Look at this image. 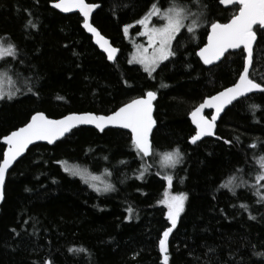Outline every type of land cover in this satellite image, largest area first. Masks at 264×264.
Listing matches in <instances>:
<instances>
[{
	"label": "trees",
	"instance_id": "16d2710c",
	"mask_svg": "<svg viewBox=\"0 0 264 264\" xmlns=\"http://www.w3.org/2000/svg\"><path fill=\"white\" fill-rule=\"evenodd\" d=\"M53 1L0 0V41L16 49L14 57L0 59V72L18 83L11 99L0 100V163L3 138L35 112L54 118L108 114L148 91L158 94L153 152L148 158L137 153L126 131L89 127L54 145L31 147L7 177L0 264H163L159 242L171 227L163 202L169 190L188 197L168 239L169 264H264V192L257 195L248 182L264 158V93L230 107L217 139L190 143L191 111L235 84L243 70V50L212 67L197 56L210 25L228 21L238 6L226 9L219 0H87L100 4L93 24L120 48L111 62L82 28L80 15L60 13ZM171 4L195 8L200 25L194 32L184 28L174 40L175 54L150 75L130 62L125 27L153 5ZM256 31L250 76L264 85V29ZM177 148L183 158L169 169V188L154 157ZM65 162L108 173L114 190L96 191L66 172Z\"/></svg>",
	"mask_w": 264,
	"mask_h": 264
},
{
	"label": "snow or ice",
	"instance_id": "6c2138e0",
	"mask_svg": "<svg viewBox=\"0 0 264 264\" xmlns=\"http://www.w3.org/2000/svg\"><path fill=\"white\" fill-rule=\"evenodd\" d=\"M219 2L225 6L237 5L238 14L229 23L221 24L216 22L211 24V35L208 38V44L200 49L199 56L202 58L204 64L212 65L214 62L220 61L229 49H240L243 46L247 52L246 64L251 65L253 44L256 40L253 26H264V0H219ZM54 7L65 13L78 9L83 14L85 20L83 27L97 38L96 43L107 51L108 59H115V53L118 50L111 47L108 41L89 22L90 14L99 5L86 3L85 0H59L58 3H55ZM153 15L161 16L167 23L161 28H149L150 17ZM184 19L185 10L178 6L174 5L166 11L161 12L156 5H153L152 10L139 21L145 28L142 35L148 37L153 51L149 54L147 49H139L138 55L134 57V61L143 64L144 70L149 72V74L154 72L161 62L175 54L171 48L172 41L176 38L181 28L185 26ZM29 24L32 27H36L31 21H29ZM127 31L128 28L126 27L125 33ZM188 31L194 32V26L188 27ZM15 55L16 49L14 45L9 44L5 47L3 42L0 41V59H3L5 56L14 57ZM253 91L264 93V85L250 79L249 67L245 66L237 83L208 98L192 112L193 122L199 131L192 137L191 142L195 144L202 137L213 135L216 120L224 107L237 100L238 97H244ZM156 96V92L148 91L145 96L132 100L111 115H96L92 113L71 114L57 120L50 119L42 112L34 114L31 117V121L25 127L12 132L4 138L8 149L4 154L3 163L0 164V202H3L5 199V177L9 167L24 153L30 144L39 140H45L53 144L78 125H95L100 132H104L109 126L129 129L137 153L142 156L151 155L153 148L151 135L155 125V120L153 119V101L156 99ZM0 99H4L3 94H0ZM9 99H11V96H9ZM253 107L255 108L256 106L254 105ZM205 109L215 110V114H210L211 119L202 114ZM226 143L230 142L226 141ZM251 147H255V145H251ZM182 158V154L178 148L174 152L164 154L165 163L173 167L180 163ZM259 163L261 171L258 179L264 181V158H261ZM64 170L70 172L73 176L82 177L85 183H89V174L86 170L69 167H65ZM139 178L143 179V173H141ZM164 178L167 180L168 187L171 188L173 183L172 175H166ZM90 179L96 180L98 177L93 176ZM233 182L234 178L233 181H230L224 187H231ZM92 186L96 188L94 184ZM110 190H114L112 185H107L103 189L105 192ZM232 190L233 194H235L234 188ZM96 191H101V189L96 188ZM257 195L261 194L257 192ZM187 199L186 194L170 195L165 193V200L163 202L168 208L167 219L170 221L171 227L163 232V238L159 242L160 251L164 254L163 264H169L168 239L185 210ZM261 200L264 201V195H261ZM241 207L246 208L247 206L241 205ZM129 211L131 212V209ZM250 218L255 219V217ZM48 264H51V262L49 261Z\"/></svg>",
	"mask_w": 264,
	"mask_h": 264
},
{
	"label": "rangeland",
	"instance_id": "374dc122",
	"mask_svg": "<svg viewBox=\"0 0 264 264\" xmlns=\"http://www.w3.org/2000/svg\"><path fill=\"white\" fill-rule=\"evenodd\" d=\"M174 5L175 6H178L179 8H181L183 10H185V19H184V25L185 26L183 28H181L180 32L184 28H188L190 26H194V29H195L196 27H198L200 25V21H199L198 15H196L197 14V10L195 8H192V10H187L183 6H180L178 4H171L170 6H168L167 8H164V9L163 8H160L158 5H156V7L158 9H160L161 12H163V11H166L168 8L173 7ZM139 21L137 23H133L131 25H127L126 27L128 28V31L125 34H126L127 40L132 44V52L130 54V62L133 63V64H136V65H139V66H141L144 69V65L143 64H140L138 62H135L134 61V57H136L138 55V50L139 49H147L149 54L153 51V49H152V46H150V44H149L148 37L145 36V35H142V33L145 31V28H144L143 25H141L139 23ZM166 23H167V21L165 19H163L161 16L153 15V16L150 17V22H149V25L148 26H149V28H161ZM174 40L172 41V45H171L172 51H173V43H174ZM163 62H161L159 64V66ZM157 68H156V70H157ZM154 72H152L150 75H152ZM16 83H17V81L12 77V75L10 76L9 74H7L4 71L0 72V94H3L4 98L5 97H8L9 98V96L13 97V93L16 91V88H18V85H17L18 83L17 84ZM164 154L165 153H160L158 156L155 155V157H154V160L155 161L154 162L157 163V164H159V166L162 168V171L165 172L166 175H170L169 169H171L173 166L165 163V161H164ZM259 165H260V163H259ZM63 167H64V169H65V167H69V168H79L81 170H86L87 173L89 174V183H87V184L91 188H93L95 190H96V188H100L101 191H99V192H101V193H105V191H103V189L107 185H112L111 184V180H110V178L108 176V173H106V172H102V173H99V174L92 173L91 171H89V169H87L85 167H82L79 164L68 163V162L63 163ZM145 169H148V167H145ZM260 171H261V167H259L254 172L255 175H253V177L248 182H249V184L252 187H254V189L257 190V192L263 193L264 192V181H260L258 179ZM68 173L71 174L70 172H68ZM93 176L94 177H98V179L91 180L90 177H93ZM76 177H79V178H81L84 181V179L82 177H80V176H76ZM93 184L96 186V188H94L92 186ZM167 193L170 194V195L182 194V193H173L170 190L167 191ZM263 195H264V193H263ZM166 207H167V205H166ZM167 213H168V208H167Z\"/></svg>",
	"mask_w": 264,
	"mask_h": 264
},
{
	"label": "water",
	"instance_id": "95a60500",
	"mask_svg": "<svg viewBox=\"0 0 264 264\" xmlns=\"http://www.w3.org/2000/svg\"><path fill=\"white\" fill-rule=\"evenodd\" d=\"M58 2H59V0H55V1L51 2V7L54 8L55 10L59 11L60 13L65 14V15H69V14H79L80 17H81L82 20H83L82 28L85 30V32H86L87 34H89V35L91 36L94 45H95V46H96V47H97V48H98L103 54H105L106 57L108 58V53H107V51H105L104 48H102L99 44L96 43V39H97V38H96L91 32H89L87 29H85V28L83 27V24H84V22H85L84 17H83V14L80 13L78 9H74V10L71 11V12H67V13H65V12L61 11L60 9L54 7L55 3H58ZM85 2H86V3H89V4H97V3H90V2H88L87 0H85ZM97 5H99V7H100V4H97ZM220 5H222V7L226 8V9L237 6V5H228V6H225V5L221 4V3H220ZM99 7H98V8H99ZM98 8H96V9L90 14L89 22L93 25V27H95V28L97 29V31L101 34V36H102L104 39H106V40L108 41V43H109V45H110L111 47H113V48H115V49L118 50V51L115 53V59H114V60H110L111 62H114V61H116V59H117V57H118V55H119V53H120V48L117 47L116 45H114L113 42H112V40H111L110 38H108L106 35H104V34L99 30V28H97V27L93 24L92 19H93V16H94V14H95V12L97 11ZM236 14H238V11H237ZM236 14H235V15H236ZM235 15H234V16H235ZM234 16H232V17H231L228 21H226V22L215 21V22H213V23L219 22V23H221V24H226V23H229V22L231 21V19H232ZM258 28H259V29H264V26H259V25H254V26H253V31L256 33V40H255V42H254V44H253V55H254V49H255L256 42H257V37H258V35H257V31H256ZM210 35H211V25H210V27H209V32H208V35H207L206 43H205L201 48L207 46V44H208V38H209ZM106 47H107V46H106ZM201 48H200V49H201ZM200 49L197 51V56H198V58L200 59V61L203 63L202 58L199 56ZM240 50H243L244 53H245L244 67H245V66H248V67H249V78L252 79L251 76H250V73H251V70H252V67H253V57H252V64H251V65H247V64H246L247 52H246V49L243 48V46H241L240 49H229V51H228L227 53H225V56H226L228 53H230V52H238V51H240ZM225 56H224V57H225ZM224 57H223L220 61H218V62H214L212 65H206V64H204V63H203V64H204L206 67H212V66H215V65L219 64V63L224 59ZM244 67H243V68H244ZM242 72H243V70H242ZM242 72H241V74H242ZM238 80H239V79H238ZM238 80H237V82H238ZM252 80H253V79H252ZM253 81L256 82V83H258V82L255 81V80H253ZM237 82H236V83H237ZM233 85H234V84H233ZM233 85H231V86H229V87H232ZM229 87H227V88H229ZM225 89H226V88H225ZM225 89H223V90H221V91H224ZM221 91H219V92H221ZM153 92H155V91H153ZM219 92H217L216 94H214V95H212V96L217 95ZM255 93H261V92H259V91H253V92H251V93L246 94L244 97H238L237 100L233 101L231 104L226 105V106L224 107L223 111L220 113L219 117H218L217 120H216L215 128H214V130H213L214 134H213V135H210V136H204V137H202V138H201L200 140H198L195 144H197L198 142H200V141H202V140H204V139H206V138H217L216 133H217V129H218V124H219V122H220V120H221V117L224 115V113H225L230 107H232L237 101H239V100H241V99H245V98H247V97H249L250 95L255 94ZM145 95H146V94H145ZM145 95H144V96H145ZM212 96L206 97V98H205L200 104H202L205 100H207L208 98H210V97H212ZM141 97H143V96L136 97V98H134V99L141 98ZM134 99H132V100H134ZM157 99H158V94H157V96H156V99L153 101V119L155 120V125H154L153 130H152V135H153V132H154V130H155V128H156V125H157V122H156V119H155V103H156ZM132 100H130V101L127 102V103H130ZM127 103H125V104H127ZM125 104H124V105H125ZM200 104H199V105H200ZM124 105H122V106H124ZM199 105H198L197 107H199ZM122 106H121V107H122ZM197 107H196V108H197ZM119 108H120V107H119ZM119 108H118V109H119ZM196 108H194V109L191 111V113L189 114V120H190L192 126L195 128V134H194L193 136H195V135L197 134V132L199 131V130L197 129V127H196V124L193 122V119H192V112L195 111ZM118 109H117V110H118ZM117 110H115V111H117ZM115 111H113V112H115ZM38 112H42V111H38ZM113 112L108 113V114H98V113L90 112V111H88V112H72V113H68V114H66V115H64V116H61V117H58V118L49 117L46 113H44V112H42V113H44V114H45L46 116H48L50 119H57V120H58V119H62V118H64L65 116H68V115H71V114L92 113V114H96V115H111ZM36 113H37V112H35L34 114H36ZM208 113H209V115H207ZM34 114H33V115H34ZM202 114H203L204 116L208 117L209 119H211V115H210V114H215V110H214V109H205V110L203 111ZM33 115H32V116H33ZM32 116H31V117H32ZM30 121H31V118L28 120L27 123H25L24 125L18 127L17 129L13 130L12 132L17 131V130H19V129L22 128V127H25ZM80 127H89V128H93V129L99 131V129H97V128L95 127V125H78L77 127L73 128L72 131H73L74 129H77V128H80ZM107 129H119V130L126 131V132L130 133V135H131V132H130L129 129H122V128H118V127H114V126H109V127L106 128L105 130H107ZM72 131H71V132H72ZM12 132H11V133H12ZM71 132L66 133L63 137H61L60 139H58L56 142H58V141L64 139V138L67 137ZM99 132H100V131H99ZM11 133H10V134H11ZM10 134H8V135H10ZM8 135H7V136H8ZM152 135H151V142H152ZM7 136H5V137H7ZM193 136H192V137H193ZM5 137H4V138H5ZM131 137H132V135H131ZM192 137H191V139H192ZM4 138H3L2 142H3V144L5 145V151H4V154H5V153L7 152L8 145L5 143ZM191 139H190V143H191L192 145H195V144H193V143L191 142ZM56 142H55V143H56ZM55 143L50 144V143H48V142L45 141V140H39V141H35V142H33L32 144H30V145L27 147V149L24 151V153H23L22 155H20V156H19V157L13 162V164L11 165V167H9V169H8V171H7V173H6V177H5V185H6V182H7L8 174L11 172V170L14 168V166L17 164V162L20 161V160H21V159L27 154L28 150H29L31 147H33V146H35V145H37V144L54 145ZM152 145H153V142H152ZM152 152H153V148H152ZM151 155H152V154H151ZM151 155H149V156H144V157L148 158V157H150ZM3 158H4V155H3ZM2 163H3V159H2V161H1L0 164H2ZM4 191H5V187H4ZM2 203H3V202H0V207H1ZM0 209H1V208H0Z\"/></svg>",
	"mask_w": 264,
	"mask_h": 264
},
{
	"label": "flooded vegetation",
	"instance_id": "af4514ba",
	"mask_svg": "<svg viewBox=\"0 0 264 264\" xmlns=\"http://www.w3.org/2000/svg\"><path fill=\"white\" fill-rule=\"evenodd\" d=\"M243 67H244V66H243ZM207 115H209V113H208ZM216 135H217V133H216ZM217 138H218V136H217ZM217 138H214V139H217Z\"/></svg>",
	"mask_w": 264,
	"mask_h": 264
},
{
	"label": "bare ground",
	"instance_id": "6f19581e",
	"mask_svg": "<svg viewBox=\"0 0 264 264\" xmlns=\"http://www.w3.org/2000/svg\"><path fill=\"white\" fill-rule=\"evenodd\" d=\"M121 107V106H120Z\"/></svg>",
	"mask_w": 264,
	"mask_h": 264
}]
</instances>
